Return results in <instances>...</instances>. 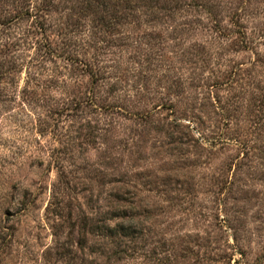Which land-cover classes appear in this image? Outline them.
I'll use <instances>...</instances> for the list:
<instances>
[{
    "label": "rangeland",
    "instance_id": "rangeland-1",
    "mask_svg": "<svg viewBox=\"0 0 264 264\" xmlns=\"http://www.w3.org/2000/svg\"><path fill=\"white\" fill-rule=\"evenodd\" d=\"M0 264H264V0H0Z\"/></svg>",
    "mask_w": 264,
    "mask_h": 264
}]
</instances>
